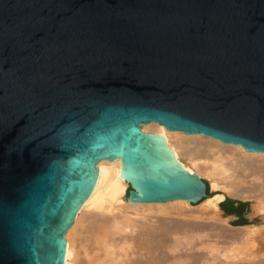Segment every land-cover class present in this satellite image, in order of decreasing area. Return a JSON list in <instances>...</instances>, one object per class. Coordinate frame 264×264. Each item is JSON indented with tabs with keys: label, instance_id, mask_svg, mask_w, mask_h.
Listing matches in <instances>:
<instances>
[{
	"label": "water",
	"instance_id": "95a60500",
	"mask_svg": "<svg viewBox=\"0 0 264 264\" xmlns=\"http://www.w3.org/2000/svg\"><path fill=\"white\" fill-rule=\"evenodd\" d=\"M151 124L264 153V0H0V264H65L101 162L203 209Z\"/></svg>",
	"mask_w": 264,
	"mask_h": 264
},
{
	"label": "bare ground",
	"instance_id": "6f19581e",
	"mask_svg": "<svg viewBox=\"0 0 264 264\" xmlns=\"http://www.w3.org/2000/svg\"><path fill=\"white\" fill-rule=\"evenodd\" d=\"M142 129L170 144L181 166L196 169L206 176L209 188L214 191L203 208L212 223L213 233H209L212 240L205 241L209 234L196 233L195 229L190 235L174 232L178 236L170 241L167 228L182 224L174 221L171 225L173 220L170 217L169 222L168 216L185 215L188 204L124 201L128 183L120 181L121 161L101 162L97 164L98 183L92 198L85 199L83 208L77 211L65 233V264H264V244L261 243L264 233L249 224L225 227L227 216L221 215L218 207V202L227 195L253 200L251 213L264 214V153L245 154L240 145L170 133L156 124L143 125ZM246 176H253L254 180L248 181ZM91 209L97 210H94L96 216L100 213L96 219L94 212H88ZM104 212L111 214L102 218ZM120 232L125 234L116 239L115 234ZM218 241L227 245L219 247ZM200 247L205 250H197ZM168 251L172 252L171 256Z\"/></svg>",
	"mask_w": 264,
	"mask_h": 264
},
{
	"label": "rangeland",
	"instance_id": "374dc122",
	"mask_svg": "<svg viewBox=\"0 0 264 264\" xmlns=\"http://www.w3.org/2000/svg\"><path fill=\"white\" fill-rule=\"evenodd\" d=\"M202 177L207 181V183H208V180H207V178H206V176L205 175H202ZM251 177V176H250ZM249 176H246V180H248V181H252V180H254V178H253V176L250 178ZM250 178V179H249ZM250 183V182H249ZM208 185V184H207ZM208 188H209V186H208ZM127 189H128V184H127V187H126V191H125V196H126V192H127ZM213 192L214 191H212L210 188H209V194L211 195V194H213ZM227 196V195H226ZM244 201H247V205H246V208H247V210H248V213H246V215H248V217H249V219H247V222L248 223H246V224H249V225H251V226H254L256 229L255 230H260V232H262V233H264V218H262V217H264V214H261V213H257V214H252L251 212H252V208H251V204H252V202H253V200H244ZM189 206V205H188ZM188 208V209H187ZM94 210H96V209H93V211H92V209L91 210H89L88 212H94L93 214L95 215V218L94 219H96V217L98 216V214H100V213H98L99 212V210H98V214H97V216H96V211H94ZM188 213H187V212ZM186 213H185V215H184V213H174V216H173V214H170L169 216H168V220H169V222L171 221L170 219L172 218V220L173 221H171V225H172V223L174 222V221H178V222H181V224L182 225H178V227H176V226H174L175 228H172V227H168L167 229L170 231V232H168V234L169 235H171V237H170V241H172L171 240V238L174 240L175 238L174 237H176V236H178V234H180L181 236H182V234H186V233H188V235H190V232L193 234L194 233V230L196 229V233H198L199 231V233H207V234H209V233H213V227L211 226L212 225V223H210V218H209V216L207 215V212L204 210V209H200V208H197V207H193V206H189V207H186ZM92 214V213H91ZM107 213L106 212H104V216H103V214L101 213V217L103 218V217H106L108 214V216H110V214L111 213H108L107 215H106ZM178 214V215H177ZM182 214V215H181ZM222 215V214H221ZM224 216V215H223ZM100 216H99V218H101ZM171 217V218H170ZM175 219V220H174ZM182 220V221H181ZM237 219H232V218H228L227 217V220H226V223H223V225L225 226V227H227V228H229V226H231V227H236V226H241V225H239V224H236V221ZM184 223V224H183ZM170 224V223H169ZM186 224V225H185ZM242 225H244V224H242ZM204 230V231H202V230ZM193 232H192V231ZM177 231V232H176ZM173 234H172V233ZM174 232L175 233H178L177 235L176 234H174ZM124 234H125V232H123ZM123 233H121L120 232V234H118L117 233V235L115 234V236H116V239H120V238H122L123 237ZM84 234H85V232H84ZM122 234V235H121ZM184 234V235H185ZM211 234H209V237L207 238V237H205L206 238V240H205V238L203 239L202 237L205 235H203L202 237H201V239H203V240H205V241H208V239H209V241L210 240H212V237L210 236ZM179 235V236H180ZM187 235V234H186ZM119 236H121V237H119ZM206 236V235H205ZM183 239V238H182ZM185 239V238H184ZM197 240H200V239H198L197 238ZM197 240H196V242H197ZM182 241H184V240H182ZM262 241V242H261ZM259 240V242H261L262 244H264V240ZM174 242V241H173ZM200 242V241H199ZM257 242H258V240L256 241V243H255V247L256 246H258V244H257ZM223 243H225L224 241H218L217 242V245L219 246V247H224L225 245H227V243L224 245ZM199 247V246H198ZM202 249V250H201ZM197 250H199V251H203V250H205L204 248H202V247H200L199 249H197ZM130 251V250H129ZM172 254V252L170 251H168V254ZM169 254V256H171ZM134 256V255H133ZM125 258V257H124ZM226 264H228V263H226Z\"/></svg>",
	"mask_w": 264,
	"mask_h": 264
},
{
	"label": "trees",
	"instance_id": "16d2710c",
	"mask_svg": "<svg viewBox=\"0 0 264 264\" xmlns=\"http://www.w3.org/2000/svg\"><path fill=\"white\" fill-rule=\"evenodd\" d=\"M235 201L238 202L237 205H234ZM246 205H247V201H239L235 199H224L223 201L219 202L220 208H222L226 213H233L239 216V218L235 221L236 224L239 225L248 223L246 219L242 217Z\"/></svg>",
	"mask_w": 264,
	"mask_h": 264
},
{
	"label": "crops",
	"instance_id": "0c3cea01",
	"mask_svg": "<svg viewBox=\"0 0 264 264\" xmlns=\"http://www.w3.org/2000/svg\"><path fill=\"white\" fill-rule=\"evenodd\" d=\"M223 200H224V199H221L219 202H221V201H223ZM219 202H218V207H219V209H220L222 215L227 216L228 218H232V219H238V218H239V216H237L236 214H233V213H226L222 208H220V206H219ZM237 204H238V202L235 201V202H234V205H237ZM246 213H248L247 208H245V211L243 212V216H242V217H243L244 219H246V221H247V219H249V217H248V215H246Z\"/></svg>",
	"mask_w": 264,
	"mask_h": 264
}]
</instances>
